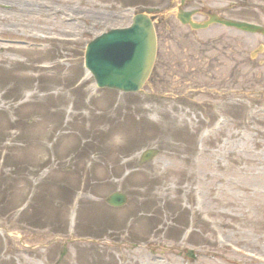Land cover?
Wrapping results in <instances>:
<instances>
[{
  "label": "rangeland",
  "instance_id": "rangeland-1",
  "mask_svg": "<svg viewBox=\"0 0 264 264\" xmlns=\"http://www.w3.org/2000/svg\"><path fill=\"white\" fill-rule=\"evenodd\" d=\"M179 2L0 0V264H264V36ZM149 7V79L98 89L86 44ZM185 8L264 26V0Z\"/></svg>",
  "mask_w": 264,
  "mask_h": 264
},
{
  "label": "water",
  "instance_id": "water-1",
  "mask_svg": "<svg viewBox=\"0 0 264 264\" xmlns=\"http://www.w3.org/2000/svg\"><path fill=\"white\" fill-rule=\"evenodd\" d=\"M148 8V13L156 12ZM191 11H179L177 19L187 24L191 29H204L212 23L236 29L260 33L264 35V26L245 21H236L208 15L203 22H194ZM156 56V35L150 16L147 13H137L131 23L125 28L111 29L91 40L85 47L84 66L92 74L98 87H107L123 92H137L146 82ZM153 149L141 154V161H147L155 156ZM106 203L120 207L127 201L120 192H113L106 198Z\"/></svg>",
  "mask_w": 264,
  "mask_h": 264
},
{
  "label": "bare ground",
  "instance_id": "bare-ground-1",
  "mask_svg": "<svg viewBox=\"0 0 264 264\" xmlns=\"http://www.w3.org/2000/svg\"><path fill=\"white\" fill-rule=\"evenodd\" d=\"M108 263H109L108 260H104V261L100 262L99 264H108Z\"/></svg>",
  "mask_w": 264,
  "mask_h": 264
},
{
  "label": "flooded vegetation",
  "instance_id": "flooded-vegetation-1",
  "mask_svg": "<svg viewBox=\"0 0 264 264\" xmlns=\"http://www.w3.org/2000/svg\"><path fill=\"white\" fill-rule=\"evenodd\" d=\"M185 1H186V0H184L183 3L180 4L181 7H185ZM180 3H181V1H180Z\"/></svg>",
  "mask_w": 264,
  "mask_h": 264
}]
</instances>
